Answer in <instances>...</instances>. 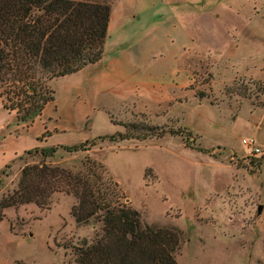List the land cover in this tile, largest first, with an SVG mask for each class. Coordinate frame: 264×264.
Returning a JSON list of instances; mask_svg holds the SVG:
<instances>
[{"label":"rangeland","instance_id":"1","mask_svg":"<svg viewBox=\"0 0 264 264\" xmlns=\"http://www.w3.org/2000/svg\"><path fill=\"white\" fill-rule=\"evenodd\" d=\"M111 2L116 12L130 15L124 30L120 16L113 19V44H130L156 28L165 37L166 30L172 31L168 44H176L182 69H189L190 59V80L179 79L171 88L180 99L141 105L151 114L127 107L112 111L120 122L165 125L164 136L98 138L89 153L106 164L124 191L123 199L140 210L144 221L182 231L177 252L181 264H264V209L258 212V204L264 205V153L252 154L242 143L252 135L264 148V0ZM181 27L190 32L185 50L175 34ZM81 80V75L54 80L56 99L32 123L34 137L46 126L53 134L49 141L56 145L127 130L106 110L86 112L91 97ZM6 118L14 122L0 98V122ZM86 153L60 148L53 161L71 164ZM37 157L25 151L0 170V198L18 184L22 166ZM75 201L73 194L60 191L52 195L49 208L35 202L5 208L0 264L13 259L64 264L70 259L72 247L65 245L92 237L99 225L78 224L71 213ZM9 220L13 230L22 232L12 240L7 239ZM226 221L235 227L213 223Z\"/></svg>","mask_w":264,"mask_h":264},{"label":"trees","instance_id":"2","mask_svg":"<svg viewBox=\"0 0 264 264\" xmlns=\"http://www.w3.org/2000/svg\"><path fill=\"white\" fill-rule=\"evenodd\" d=\"M111 10V0H0V97L18 122L31 125L56 99L54 78L103 56ZM111 118L120 122L113 114ZM120 123L126 131L27 149L38 157L22 166L18 184L2 194L0 221L9 206L35 202L49 208L52 195L63 191L76 198L71 213L78 224H99L92 237L65 245L72 247L73 256L64 264H181L182 231L144 221L140 210L123 199L106 164L89 153L98 138L162 137L168 129L148 121ZM60 148L87 153L71 164L53 161Z\"/></svg>","mask_w":264,"mask_h":264},{"label":"crops","instance_id":"3","mask_svg":"<svg viewBox=\"0 0 264 264\" xmlns=\"http://www.w3.org/2000/svg\"><path fill=\"white\" fill-rule=\"evenodd\" d=\"M114 5L115 2L112 4L103 56L75 72L58 76L54 80L65 76H72L74 79L81 75L82 80L80 82L82 84L86 83V93L91 97V105L86 108V112L106 110L111 117L112 111H121L124 107H127L130 110L151 114V112L146 110L147 108H141V105H144L145 102L161 104L165 101L171 102L180 99L181 95L172 94L171 88H175V86L180 84L179 79H183L184 83H189L190 59L187 62L189 69L186 70L185 67L182 69L181 64H179L181 59L175 53L176 44L171 46L168 44L172 31L166 30L165 32L169 36L165 37L159 35V28L153 29L154 33L150 32L148 36L135 37L130 44H113L111 41V30L114 27L113 19L115 16H120V25L123 30L128 28L130 19V15L116 12ZM172 30L175 33L173 28ZM188 30L186 27H181L175 33L181 39L184 50L186 49L185 43L190 39ZM171 67L172 69L170 70ZM181 71L183 73L188 71V73L185 76H181ZM170 83H174V85ZM178 101L182 102L181 100ZM44 111L37 118H42L45 114ZM9 112L14 115V122H11L8 118L0 122V170L13 161L18 154L25 152L31 147L54 144V142L49 141V137L53 135L50 132L42 138H38L43 134L47 126L41 132H36L34 137L32 135L34 134L32 133L33 124L27 126L24 122H18L15 112L13 110H9ZM49 118L52 117L49 116ZM251 131L255 132V128L253 127ZM257 134L260 138L258 132ZM10 207H7V210ZM4 219L0 221V225ZM213 223L223 224L220 228L235 227V222L230 221ZM7 227L9 230L7 239L9 240L22 233L12 229L11 220H9ZM215 232L213 228H209L208 233L210 235H214ZM201 239L205 243L206 237H201ZM16 261L17 259H13L10 264H15Z\"/></svg>","mask_w":264,"mask_h":264},{"label":"built area","instance_id":"4","mask_svg":"<svg viewBox=\"0 0 264 264\" xmlns=\"http://www.w3.org/2000/svg\"><path fill=\"white\" fill-rule=\"evenodd\" d=\"M242 143L249 148L252 154H263L264 148L259 144L255 136L249 135L242 138Z\"/></svg>","mask_w":264,"mask_h":264},{"label":"water","instance_id":"5","mask_svg":"<svg viewBox=\"0 0 264 264\" xmlns=\"http://www.w3.org/2000/svg\"><path fill=\"white\" fill-rule=\"evenodd\" d=\"M263 207H264L263 203H259V204H258V212H259V213L262 212Z\"/></svg>","mask_w":264,"mask_h":264}]
</instances>
